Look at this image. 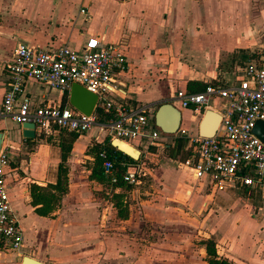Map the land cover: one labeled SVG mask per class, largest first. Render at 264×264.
I'll list each match as a JSON object with an SVG mask.
<instances>
[{
    "label": "crops",
    "instance_id": "obj_1",
    "mask_svg": "<svg viewBox=\"0 0 264 264\" xmlns=\"http://www.w3.org/2000/svg\"><path fill=\"white\" fill-rule=\"evenodd\" d=\"M91 36L104 44H116L125 56L127 69L117 77L121 92L113 102L125 111L154 109L153 104L170 100L175 91H187L189 82H234L244 65L264 48V0H0L1 148L10 151L5 188L12 215L22 232L18 250L3 249L0 242V264H34L24 262V257L41 264L163 262L171 229L170 207L164 205L174 203L173 198L186 188L190 190L188 195L206 194L197 208L190 209L198 211L205 206L206 212L196 225L215 242L220 256L232 264L264 262V220L246 222L241 217L237 222L235 211L220 213L225 212V204L236 201L237 191L226 188L220 193L212 192L204 180L194 179L192 172V181H180L178 192L171 191L168 186L172 172L167 169L158 175V170L166 164L173 172L186 167L160 155V148L147 147L144 141L134 140L131 146L139 151V164L149 165L144 166L146 181H151L157 190V201H142V210L130 209L127 219L110 216V202L95 196L96 183L88 179L86 166L92 160L87 149L109 138L98 121L72 144L66 162L68 189L59 204L47 216L36 213L29 186L56 184L61 150L56 143L38 139L39 134L33 139L23 138L20 125L1 114L4 66L12 59L18 43L41 49L63 45L79 49ZM151 84L156 90L149 89ZM24 93L32 106L59 103L70 107L67 91L27 82ZM179 110L181 123L177 132L195 135L201 119L197 118L192 131V112ZM172 135L165 134L164 145L173 143ZM216 201L222 206H217ZM217 229L219 236L225 235L233 244L219 245L214 236ZM235 235H243L242 241L234 243ZM202 257L200 262L205 263Z\"/></svg>",
    "mask_w": 264,
    "mask_h": 264
},
{
    "label": "built area",
    "instance_id": "obj_2",
    "mask_svg": "<svg viewBox=\"0 0 264 264\" xmlns=\"http://www.w3.org/2000/svg\"><path fill=\"white\" fill-rule=\"evenodd\" d=\"M127 69L125 56L116 44H104L96 36L88 37L79 49L66 45L41 49L18 43L10 62L4 66L5 90L1 114L17 122L32 123L37 134L60 132L83 134L96 124L94 115L87 117L72 107L59 103L32 106L24 85L34 82L50 90L67 91L76 83L97 95V106L114 110V117L98 124L110 139L132 145L144 141L147 147L161 148L166 136L153 124L152 108L124 110L113 99L120 94L117 77ZM230 83L216 81L199 92L177 90L170 101L178 109H188L201 119L206 110L220 115V124L209 137L187 136L184 149L189 157L181 163L191 170L194 179L204 180L212 192L232 188L246 198L264 200V141L252 132L257 121H264V49L240 70ZM10 151L0 149V242L3 249L18 250L22 232L12 215L5 188V168ZM105 173L111 174L112 161L106 152L99 153ZM144 163L128 166L121 176L127 187L141 183ZM112 183L117 178L111 179Z\"/></svg>",
    "mask_w": 264,
    "mask_h": 264
},
{
    "label": "rangeland",
    "instance_id": "obj_3",
    "mask_svg": "<svg viewBox=\"0 0 264 264\" xmlns=\"http://www.w3.org/2000/svg\"><path fill=\"white\" fill-rule=\"evenodd\" d=\"M105 43V42H103ZM264 49V48H263ZM261 50V49H260ZM149 89L156 90L155 84H151L149 86ZM156 106H154L155 110ZM183 114L185 115L184 111ZM192 123L190 125V129L193 131V128L196 125L197 117L194 115H191ZM96 121V119H95ZM187 133H190L189 130H187ZM181 133L176 132L172 135V137L175 139ZM87 167H90V165H86ZM172 172V177L169 183V189L175 193L178 192V185L181 182H188L192 181L191 177V171L187 168H183L182 171H174L169 169V166L166 164L162 169L158 170V175L165 174L166 171ZM90 172V170H89ZM169 175V174H166ZM169 177V176H168ZM142 179V183L135 187H127V190L120 191L122 195L119 197L113 198L112 202H110V216L116 215V209L115 206L118 203L122 204V207L126 206L128 209V212L130 209L133 208V210H142V201H148L149 203H154L157 201V198L154 196V194L157 192V190L152 187V182L145 181ZM96 183V182H94ZM193 185L197 184L196 182H192ZM199 187H202V183L199 182ZM167 185V184H166ZM97 189L94 191V194L99 200H106V193L108 192V188H106L104 185L100 183H96ZM177 187V188H176ZM231 190V189H230ZM222 191H218L220 193ZM229 192V191H227ZM233 192V191H232ZM190 193V190L188 188L183 189L180 191V193L177 194L175 198H173L174 203L170 202L169 204L166 203L164 207H170V232L168 235V246L167 244L164 245L166 248V256L167 258L163 260V262L155 261L152 262L153 264H205L200 262V257L203 254V251H201V248L199 247V241L202 238H207L204 236V232L201 231V228L196 225L198 224L201 217L205 214V206L200 207V211H196V209L191 210L190 208H193L196 206V208L199 206L200 202L202 201L203 197H206V194L199 193L196 195L195 193L188 195ZM226 195V192H225ZM156 200V201H155ZM234 200L232 204H225V212L223 210L220 212L221 214H229L234 213V217H238L237 222L240 221V218L243 217V220H246V222L249 221H262L264 220V200H259L256 197H250L246 198L243 196L240 192H235ZM220 201V200H219ZM217 202V201H216ZM216 205V204H215ZM222 206V203L217 202V206ZM220 211V210H219ZM112 212V213H111ZM217 214V213H216ZM226 217V215H225ZM110 219V218H109ZM186 221V224H182L181 222ZM222 222L225 223V218H221ZM264 226V225H263ZM263 226L261 229L263 230V233L261 234V239H264V228ZM220 229H217L216 233L214 234L215 237H218V243L219 245L225 247V244L227 242H231V245L233 244V241L230 240V238L226 237L225 235H220ZM161 237V236H160ZM243 235H235L234 236V243H237V239L242 241ZM253 239L256 240V238L253 235ZM143 247L145 246V243L143 242L141 244ZM229 248H231L229 246ZM142 249V247H141ZM160 250V249H159ZM221 251V250H220ZM140 253V252H139ZM138 253V254H139ZM202 253V254H201ZM264 254V252H263ZM264 258V257H263ZM260 264V263H257ZM261 264H264L262 261Z\"/></svg>",
    "mask_w": 264,
    "mask_h": 264
},
{
    "label": "trees",
    "instance_id": "obj_4",
    "mask_svg": "<svg viewBox=\"0 0 264 264\" xmlns=\"http://www.w3.org/2000/svg\"><path fill=\"white\" fill-rule=\"evenodd\" d=\"M254 55V54H253ZM257 53H255V56ZM215 83V81L210 80L206 83L204 82H189L187 84V92H199L210 84ZM96 121L103 122L105 120L114 117V110H102L97 109L95 112ZM80 133L77 132H60L55 135L45 136L39 133L38 139L57 144L61 150V162L58 168V178L54 185H47L41 187L35 184L29 186V192L31 196V204L36 207V213L42 216H47L55 206H57L61 200V197L67 192L68 189V171L69 167L66 162L69 157L72 144L77 139ZM183 137H176L172 144L163 145L159 154L164 157L170 158L177 161L178 163L184 162L189 157V151L183 148ZM155 151L154 148H151ZM104 150L106 152L107 158L112 161V172L107 174L104 172L102 167V159L99 157V153ZM87 154L92 157L90 162V173L88 179L90 181L100 183L108 188L105 199L108 201L113 200V198L122 195L120 191L127 190V186L121 181V176L125 173L128 166L136 165L142 162L141 158L134 160L130 157L122 158L117 155L118 151L110 146V139H106L103 144L95 143L89 149H87ZM149 166L148 164H145ZM89 166V165H88ZM113 177L117 178L116 183H112L111 179ZM148 176L142 177L143 180H147ZM112 199V200H111ZM116 217L118 219H127L129 212L126 206L122 207L121 203L115 206ZM199 247L203 251L202 260L206 264H232L231 261L220 256L216 251L215 242L210 238H202L199 241Z\"/></svg>",
    "mask_w": 264,
    "mask_h": 264
},
{
    "label": "water",
    "instance_id": "obj_5",
    "mask_svg": "<svg viewBox=\"0 0 264 264\" xmlns=\"http://www.w3.org/2000/svg\"><path fill=\"white\" fill-rule=\"evenodd\" d=\"M67 97L69 106L81 114L91 117L95 113L97 107V95L89 92L84 87L72 83L67 90ZM154 106H156L153 112L154 126L164 134H175L180 128V110L171 103L170 100L156 102L152 105V107ZM220 119L218 113L206 110L198 123L197 135L201 137L212 136L220 124ZM20 128L23 138L33 139L36 137L37 131L32 123H22L20 124ZM252 132L257 138L264 141V121H257L254 124ZM3 136V132H0V149ZM110 146L115 148L118 151L117 155L122 158L130 157L132 159H137L139 157V151L136 148L117 138H112L110 140ZM23 261L41 264L28 257H24Z\"/></svg>",
    "mask_w": 264,
    "mask_h": 264
}]
</instances>
